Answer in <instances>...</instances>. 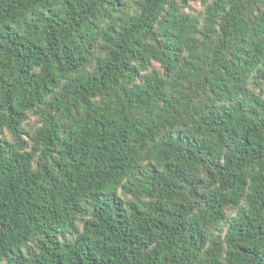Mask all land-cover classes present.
<instances>
[{
    "label": "trees",
    "instance_id": "obj_1",
    "mask_svg": "<svg viewBox=\"0 0 264 264\" xmlns=\"http://www.w3.org/2000/svg\"><path fill=\"white\" fill-rule=\"evenodd\" d=\"M0 264H264V0H0Z\"/></svg>",
    "mask_w": 264,
    "mask_h": 264
}]
</instances>
